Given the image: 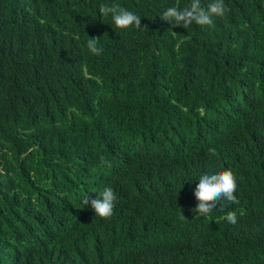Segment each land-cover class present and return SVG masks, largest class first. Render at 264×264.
<instances>
[{"label":"trees","instance_id":"16d2710c","mask_svg":"<svg viewBox=\"0 0 264 264\" xmlns=\"http://www.w3.org/2000/svg\"><path fill=\"white\" fill-rule=\"evenodd\" d=\"M191 3L0 0V264H264V0L161 19ZM228 169L239 204L195 218L199 178ZM105 187L109 219L82 206Z\"/></svg>","mask_w":264,"mask_h":264},{"label":"clouds","instance_id":"9594fccd","mask_svg":"<svg viewBox=\"0 0 264 264\" xmlns=\"http://www.w3.org/2000/svg\"><path fill=\"white\" fill-rule=\"evenodd\" d=\"M224 0H212L207 10L200 6V0H192L190 7L180 9L178 7H169L163 12L161 19L167 21L173 28L184 27L195 23L200 26L212 25V16L223 17L226 14ZM100 13L103 16L111 15L112 20L117 28L128 29L131 26L141 28V18L135 13L122 8L118 4L100 5ZM99 38H91L87 42V47L94 55H100L103 52L102 47H98ZM211 154H215L216 150L210 149ZM102 163L109 168L111 163L101 157ZM237 181L235 174L231 169L223 170L214 174H204L199 178V183L195 188V197L198 201L196 207L192 210L198 213L195 218L208 216L218 203L225 201L228 204H239L235 192L237 190ZM117 196L111 187H105L99 192L98 197L90 199L86 197L82 201V206L91 204L96 216L109 219L114 214L115 202ZM224 204H220L223 210ZM185 216L182 214L181 219ZM226 219L231 224L237 223V214L230 211L226 215Z\"/></svg>","mask_w":264,"mask_h":264}]
</instances>
